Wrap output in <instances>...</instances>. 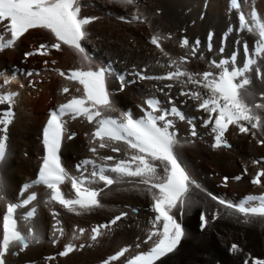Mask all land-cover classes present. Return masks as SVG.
<instances>
[{
	"label": "bare ground",
	"instance_id": "obj_1",
	"mask_svg": "<svg viewBox=\"0 0 264 264\" xmlns=\"http://www.w3.org/2000/svg\"><path fill=\"white\" fill-rule=\"evenodd\" d=\"M83 2L86 6L82 8V15L98 18L87 26L89 34L83 41L86 52L93 55V67L105 66L112 70L108 87L116 111L105 114L119 115L123 111L141 114L145 99L154 96L159 98L164 108L170 107L168 100L171 98L188 118H195L196 137L190 135V125L186 121L173 118L180 140L177 152L194 181L182 217L187 237L177 251L162 258L158 264H243L248 253L264 258V224L257 221L246 224L240 214L218 202L224 200L239 204L248 196L264 194V187L251 183L255 173L264 168V144L258 142L264 139V131L253 130L256 133L253 136L251 133H239L235 126H230L226 139L232 147L214 149L210 128L203 126V118L207 114L197 110L195 101L180 95L179 84L155 79L141 80L135 75V72L145 70L146 75L157 76L168 70L161 67L166 65L167 59L150 43L151 36L156 32L164 36L171 34L172 39L162 41V46L177 58L189 53V49L179 46L181 39L186 37L192 43L199 41L197 58L190 57L191 62L187 65L195 72L208 70L209 61L229 58L233 53L242 60L243 45L252 47L254 37L241 25L238 15L241 9L234 7L230 0H137L135 6L127 7L110 0ZM240 6L245 14L250 13L254 6L264 15V0H240ZM137 8L147 17L145 22L132 20ZM121 16L125 19H120ZM42 42L52 43L54 38L46 30H30L14 48L0 52V92H18L15 119L8 130L7 158L0 162V214L8 203L18 204L21 226L33 227L39 236L38 242L31 243L27 250L9 254L7 264H102L107 257L126 246H131L125 254L128 258L145 251L149 245L142 241L151 227L149 220L154 214L150 210V198L136 191L132 183L123 182L105 188L100 197L104 207L81 215L70 213L59 204L47 203L49 190L32 183L43 156L40 136L47 110L73 95H82V91H76L81 85L61 77L57 69L88 67V63L68 46H63L62 51L51 50L49 56L35 55L25 59L24 52ZM221 47L224 48L223 53L219 51ZM45 60L49 61L48 65L44 64ZM53 60L55 64L51 63ZM41 65L53 70H41ZM28 72L35 74L29 77L26 75ZM13 74L16 79L9 85H3V79L11 78ZM120 76L127 82L123 91H120ZM169 83H173L171 89L165 87ZM20 84L24 87L21 88ZM65 86L70 89L67 94L61 92ZM253 87L257 94L255 102H262L259 94L264 92V82L255 79L254 74ZM261 114L264 115V111ZM65 119L68 133L75 131L76 136L64 140L61 158L70 174L80 176L76 165L82 160L97 159L98 164L102 163L89 151L94 125L82 117ZM119 146L124 147L122 144ZM98 154L124 158L123 153H113L108 148L99 149ZM91 171L92 166L89 165L84 174L88 175ZM225 176L228 177L226 183ZM236 176L242 179L235 180ZM261 180L264 182V177ZM93 186L104 187L102 182ZM63 188L65 193L71 192L68 183ZM32 193L37 195V200L26 208L21 207V202ZM33 207L37 210L36 216L25 220V212ZM132 209L138 211L133 212ZM52 211L59 213L63 236H53L55 220ZM122 211L129 213L127 218L102 230L104 235L96 242L90 240L93 227L108 223ZM174 211L181 219L179 211ZM201 213H206L209 219L214 213H219V218L210 219L209 225L202 230ZM79 228H84L85 232L80 235L76 231L78 238L73 240V232ZM54 240L57 242L54 243ZM69 242L85 247L77 248L68 256H59L58 253ZM137 243L141 245L139 249L135 247ZM233 243L238 244L243 252L232 254L229 250ZM49 257L54 259L49 260ZM123 261L124 257L113 264Z\"/></svg>",
	"mask_w": 264,
	"mask_h": 264
},
{
	"label": "snow or ice",
	"instance_id": "obj_2",
	"mask_svg": "<svg viewBox=\"0 0 264 264\" xmlns=\"http://www.w3.org/2000/svg\"><path fill=\"white\" fill-rule=\"evenodd\" d=\"M110 2L122 6H135L137 0H110ZM234 7L240 8L238 12L241 25L250 34H253V46L243 45V59L233 53L229 58L211 60L208 62V70L195 72L187 67L190 57L197 58L199 41L192 43L188 38L179 42L182 49H189V53L174 57L162 46V41L172 39L171 34L164 36L159 32L154 33L150 43L159 53L167 59L168 70L163 75L148 76L145 70L135 72L138 79H155L175 82L180 85V95L196 102L198 111L206 113L203 118V126L210 128L213 136L212 147L214 149L230 148L226 139V133L230 126H235L239 133L255 136L253 130L264 131V92L259 94L262 102H255L257 94L253 87V74L255 79L264 82V15L252 6L250 13L245 14L239 0H233ZM86 6L83 0H0V52L12 49L30 30H46L54 37L52 43H40L37 47L24 53L25 59L35 55L49 56L51 50L62 51L63 46L74 49L81 58L88 63V67L70 70L65 73L57 69L59 75L70 82H76L82 86V95L71 96L58 109L50 112L49 118L42 129L43 156L38 170V177L33 182L45 186L49 190L47 203H56L70 213L81 215L94 209L103 208L101 195L105 188L118 183L128 182L134 185L136 191L146 194L150 200V210L154 214L149 220L151 227L147 230L143 244L149 245L145 251L126 257L131 246L121 248L115 254L107 257L102 264H113L122 257L124 264H158L162 258L177 251L181 242L187 237V231L182 224L185 208L188 206L189 193L194 184L187 168L183 165L177 152L180 143L175 119L186 121L190 125V135L197 136L195 118H188L169 98L170 107H162L159 98L149 96L141 106L143 115L134 117L129 111L120 112L119 116L106 115L115 112L112 101V93L108 88V78L112 70L105 66H92V58L86 52L82 41L88 37L87 26L94 20V16H83L82 8ZM120 19H125L123 16ZM132 20L145 22L147 17L137 11L133 13ZM131 22V21H129ZM211 39V36L209 37ZM211 50V49H210ZM224 52V48L219 50ZM203 58V57H199ZM55 64L56 61H51ZM160 61L157 60V64ZM45 65L49 61H44ZM35 73L28 72L27 76ZM16 76L4 78L3 85H9ZM120 91L126 87V81L122 76ZM192 86V87H189ZM20 87H24L20 84ZM171 89L173 83L165 85ZM77 92L81 88H76ZM163 91V89H161ZM61 92L67 94L69 87L65 86ZM18 92H0V162L7 158L8 130L15 119L14 107ZM86 118L88 123L94 125L89 151L97 156V159H84L76 165L80 176H72L65 168L61 159L62 143L65 139L71 140L75 133L67 131V120ZM175 118V119H173ZM264 144V139L258 141ZM123 145L121 148L119 145ZM110 149L113 153H123L124 158L117 159L112 155L100 156L99 149ZM254 163L259 164L260 161ZM92 171L85 175L88 166ZM83 170V171H82ZM245 174L247 169L245 168ZM114 174V175H113ZM264 177V168L257 171L251 180L253 185L264 187L261 178ZM242 179L241 176L234 177ZM225 183L228 177H224ZM70 182V193L62 190V185ZM102 182L104 187L97 188L93 185ZM2 183V182H0ZM142 186V187H141ZM6 187V185H5ZM2 195V191H0ZM216 199V197H212ZM37 200V195L32 193L22 201L24 205H30ZM221 205L233 209L244 219V223L253 221L264 224V194L251 195L239 204L218 201ZM19 205L8 203L5 211L0 214V264H7L6 257L9 254H18L27 250L31 243L38 242L37 231L30 226H21L16 213ZM174 210H178L181 219L177 218ZM36 208L26 212L25 220H31L36 216ZM133 212L138 209H132ZM55 224L53 236H63L64 228L58 218L59 213H51ZM129 213L122 211L115 215L108 223L101 224L91 229L90 240L96 242L104 232L127 218ZM219 218V213H214L211 220ZM210 219L206 213L199 216L200 228L205 229ZM76 231L80 235L84 228L74 230L72 239L75 240ZM139 239V238H138ZM56 243L57 241H53ZM85 245H76L72 242L64 245L59 256H68L70 253L83 248ZM137 249L140 243L135 245ZM232 254L241 253L243 249L233 243L229 250ZM49 260L54 257H49ZM264 264V258L254 257L251 253L245 255L243 264Z\"/></svg>",
	"mask_w": 264,
	"mask_h": 264
},
{
	"label": "rangeland",
	"instance_id": "obj_3",
	"mask_svg": "<svg viewBox=\"0 0 264 264\" xmlns=\"http://www.w3.org/2000/svg\"><path fill=\"white\" fill-rule=\"evenodd\" d=\"M24 53H25V52H24ZM23 55H24V54H23ZM40 69H41V70L47 69V70H50V71L53 70L52 67H48V68H46V67H44V66H42V65H41ZM199 139H200V138H199ZM200 140H201V139H200Z\"/></svg>",
	"mask_w": 264,
	"mask_h": 264
}]
</instances>
